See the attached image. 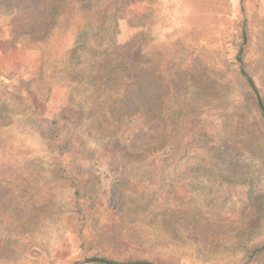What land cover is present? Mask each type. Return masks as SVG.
<instances>
[{"label": "rangeland", "instance_id": "1", "mask_svg": "<svg viewBox=\"0 0 264 264\" xmlns=\"http://www.w3.org/2000/svg\"><path fill=\"white\" fill-rule=\"evenodd\" d=\"M94 1L104 28L70 62L65 19L37 43L48 14L0 0V264H264V0ZM106 57L137 80L129 111L148 116L126 156L101 138L103 97L87 86ZM186 105L191 123L169 135L160 110ZM172 141L190 155L172 160Z\"/></svg>", "mask_w": 264, "mask_h": 264}, {"label": "trees", "instance_id": "2", "mask_svg": "<svg viewBox=\"0 0 264 264\" xmlns=\"http://www.w3.org/2000/svg\"><path fill=\"white\" fill-rule=\"evenodd\" d=\"M34 2V3H33ZM15 0L14 4H27L29 7H33L41 10V13L44 15L48 14V21L45 24L44 31L41 36L43 38L37 39L35 42L41 43L44 40L52 38L55 33L56 24H58L60 18L65 19L66 26L64 30H74L75 35V47L69 51V61L73 62L79 52L86 46V35L91 29H103L104 23L103 18L96 20L97 13H105L107 11L106 5L102 3L97 4L94 0H54V3L47 5V1L44 0ZM115 2L113 6L117 7L118 0H112ZM68 12V13H66ZM41 14V15H42ZM41 17V16H40ZM51 36V37H50ZM124 47H112L110 50L111 54H114L116 51L123 49ZM84 50V49H83ZM142 50L140 49L139 52ZM110 57H106L98 65L95 78L91 81V84H88V88L93 91L92 97L96 95L102 96L103 99L97 104L101 114L99 115L101 121L99 122L98 128L101 129L100 136L101 138L110 137L116 141L117 146H119L122 151H125V156L129 152L128 150V141L132 138L134 133L148 120V116L143 110L129 111L130 103V92L134 89L137 84V80L133 77L130 72H120V76H114V71L117 69H122L124 65H118L109 70H104V64L107 63L106 60ZM142 64V63H141ZM242 75L247 79L250 86L255 92H258V89L254 83V80L246 73V71L241 70ZM118 79V80H117ZM183 83H179L175 86L178 88ZM259 105L262 110L264 107V101L262 98L258 99ZM188 106L181 108H167L160 110L157 118L159 121L164 119H170V132L169 135H173V130L178 125L182 117L186 118V124L191 123L192 118L188 116L186 109ZM165 111V112H164ZM263 111V110H262ZM167 112V113H166ZM166 113V114H165ZM264 116V112H262ZM93 133V131L91 132ZM176 136V135H175ZM174 140V139H173ZM150 153L144 158L148 159L152 156H155L154 160H157L161 157V149L163 148L162 137L158 143H154L149 147ZM178 147L176 143L172 141L171 143V159L175 160V156L186 158L190 154V150H187L185 153L177 154ZM141 213H139L140 216ZM162 218V222L172 225L168 230L169 234H172L174 237H180L181 231L183 228H177V222L179 220L178 214L175 211H170L165 209V211L159 213ZM88 218V216H86ZM91 221H96L92 219ZM150 223H153V218H151ZM179 224V223H178ZM155 232L164 231L160 227L154 228ZM156 235L153 233L151 237ZM238 246H242L241 243ZM251 249H246L247 253L252 252ZM263 253V252H262ZM91 258L95 259V262L99 264H162L158 262H153L150 260H116L110 259L98 255H94Z\"/></svg>", "mask_w": 264, "mask_h": 264}, {"label": "water", "instance_id": "3", "mask_svg": "<svg viewBox=\"0 0 264 264\" xmlns=\"http://www.w3.org/2000/svg\"><path fill=\"white\" fill-rule=\"evenodd\" d=\"M240 62H241V60H239ZM262 110H263V112H264V107L262 106ZM264 249V248H263ZM263 249H260L259 251H256L255 253H257V252H260V251H262ZM89 261H95V259H91V260H89Z\"/></svg>", "mask_w": 264, "mask_h": 264}, {"label": "crops", "instance_id": "4", "mask_svg": "<svg viewBox=\"0 0 264 264\" xmlns=\"http://www.w3.org/2000/svg\"><path fill=\"white\" fill-rule=\"evenodd\" d=\"M34 52H35V51H33L32 53H34ZM32 53H31V54H32ZM29 55H30V54H29ZM29 62H30V63H29ZM28 64H31V65L33 64V65H34V64H36V62H32V61L29 60V61H28Z\"/></svg>", "mask_w": 264, "mask_h": 264}]
</instances>
